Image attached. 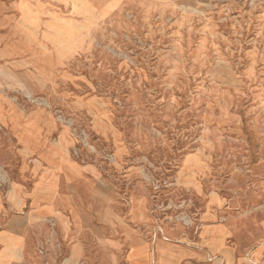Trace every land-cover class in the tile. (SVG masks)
<instances>
[{
	"label": "rangeland",
	"instance_id": "1",
	"mask_svg": "<svg viewBox=\"0 0 264 264\" xmlns=\"http://www.w3.org/2000/svg\"><path fill=\"white\" fill-rule=\"evenodd\" d=\"M7 225L0 264H264V0H0Z\"/></svg>",
	"mask_w": 264,
	"mask_h": 264
},
{
	"label": "crops",
	"instance_id": "2",
	"mask_svg": "<svg viewBox=\"0 0 264 264\" xmlns=\"http://www.w3.org/2000/svg\"><path fill=\"white\" fill-rule=\"evenodd\" d=\"M13 197H16L17 195H23V192L17 188H14L13 190ZM14 199V198H13ZM20 203L16 201L15 199L12 200V206L13 208H19L20 205L17 204ZM25 242H26V237L23 234V228L21 232H17V230L10 225H7L4 229L0 231V247L3 248V253H2V258L6 262H8L10 259H13V257L16 255H19V252L21 254H24L25 250ZM18 253V254H16ZM146 253L143 250H136L134 252L133 259H138L141 260L145 264H154V258L149 255H145ZM18 257V256H17ZM130 260V261H131ZM10 262V261H9ZM129 264H131L129 262Z\"/></svg>",
	"mask_w": 264,
	"mask_h": 264
},
{
	"label": "bare ground",
	"instance_id": "3",
	"mask_svg": "<svg viewBox=\"0 0 264 264\" xmlns=\"http://www.w3.org/2000/svg\"><path fill=\"white\" fill-rule=\"evenodd\" d=\"M134 254V253H133ZM134 261V260H133Z\"/></svg>",
	"mask_w": 264,
	"mask_h": 264
}]
</instances>
